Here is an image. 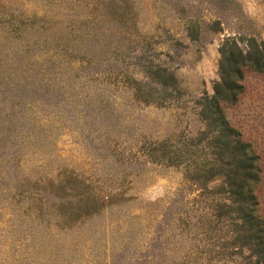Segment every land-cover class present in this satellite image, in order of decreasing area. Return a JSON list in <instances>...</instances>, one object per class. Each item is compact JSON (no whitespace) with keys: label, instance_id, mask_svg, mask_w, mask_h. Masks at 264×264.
<instances>
[{"label":"rangeland","instance_id":"obj_1","mask_svg":"<svg viewBox=\"0 0 264 264\" xmlns=\"http://www.w3.org/2000/svg\"><path fill=\"white\" fill-rule=\"evenodd\" d=\"M252 42L264 0H0V264H244L206 239L224 199L188 166L221 47ZM241 84L223 113L264 218V74Z\"/></svg>","mask_w":264,"mask_h":264},{"label":"trees","instance_id":"obj_2","mask_svg":"<svg viewBox=\"0 0 264 264\" xmlns=\"http://www.w3.org/2000/svg\"><path fill=\"white\" fill-rule=\"evenodd\" d=\"M252 47L245 52L221 47L219 81L212 95L198 102L205 129L191 142L194 147L206 142L210 148V161L199 165L196 159L188 166L192 171L189 181L203 189L208 183H217L209 194L224 201L214 204L206 216L205 236L221 248L219 255L225 263L238 256L244 264H264V218L256 195L261 182L259 157L223 113V107L234 105L242 93L245 71L264 74V42L260 46L252 42ZM169 154L168 166L179 165L175 152ZM219 237L227 240L218 242Z\"/></svg>","mask_w":264,"mask_h":264}]
</instances>
